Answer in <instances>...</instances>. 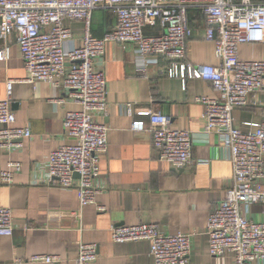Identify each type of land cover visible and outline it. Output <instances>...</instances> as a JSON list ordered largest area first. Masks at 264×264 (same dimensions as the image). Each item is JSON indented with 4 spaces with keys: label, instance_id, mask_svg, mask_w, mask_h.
<instances>
[{
    "label": "built area",
    "instance_id": "built-area-1",
    "mask_svg": "<svg viewBox=\"0 0 264 264\" xmlns=\"http://www.w3.org/2000/svg\"><path fill=\"white\" fill-rule=\"evenodd\" d=\"M96 9H108L117 17L116 27L103 37L91 32ZM200 11L206 20L207 40L215 45L219 65L194 63L187 57V42L193 35L189 13ZM68 20L84 23L81 46L69 44L72 30ZM161 26L157 33H147V26ZM17 34L27 76L6 81V97L0 99V148L12 150L31 138L30 126H18L12 109L16 81L46 82L62 87L79 106L69 110L64 119L67 136L74 139L52 151L43 166L48 183L77 190L81 206L97 203L103 188L96 184L101 173V155L108 149L109 126L98 121L106 115L108 82L104 69L95 61L105 55L107 45L117 42L135 47L137 68L145 73L151 63H163L164 75L208 81L221 98L201 95L206 133L215 132L227 147L233 165L232 185L226 197L210 212L207 235L212 257L230 256L233 264L264 262V221L250 214L253 203L264 201V120L246 123L250 130L235 124L234 109L245 106L250 94L264 91V58L245 60L239 46L264 39V1L260 0H0V37L8 42ZM7 43L0 49V61L9 59ZM133 116H147L149 123L133 118L134 131H150L152 145L160 159L174 168L194 162L192 131L173 128L168 115L153 108L136 110L124 106ZM22 162L11 160L1 172L4 183H12ZM76 173L79 176H76ZM35 178L34 183L41 181ZM100 210L104 207L98 205ZM11 207L0 203V236L14 233ZM114 242L147 240L154 264H190L192 234L163 231L158 223L112 225ZM98 256V244L80 242L78 255L71 264H91ZM28 260L52 263L59 255L36 254Z\"/></svg>",
    "mask_w": 264,
    "mask_h": 264
},
{
    "label": "crops",
    "instance_id": "crops-1",
    "mask_svg": "<svg viewBox=\"0 0 264 264\" xmlns=\"http://www.w3.org/2000/svg\"><path fill=\"white\" fill-rule=\"evenodd\" d=\"M264 1V0H260ZM193 35L187 42V57L194 63L219 65L215 45L205 37L206 20L197 10L189 13ZM72 30L69 44L81 46L84 23L66 21ZM117 25L115 13L96 9L91 32L103 37ZM161 26H147V33L161 32ZM7 43L10 57L0 61V99L6 97V81L27 76L24 60L13 32L8 42L0 37V49ZM239 57L245 60L264 58V39L239 46ZM139 59L133 45L126 48L117 42L107 45L105 55L95 64L105 71L109 106L98 121L109 126L108 149L101 155V173L96 184L103 188L97 203L81 206L77 190L41 180L50 155L59 145L72 142L64 130L67 111L79 106L68 92L40 81L34 84L16 81L12 109L18 126H30L31 138L10 151L0 148V203L11 207L14 233L0 236V264H71L79 243L98 244V256L91 264H154L147 240L114 242L112 225L158 223L163 231L192 234L190 264H233L230 256L212 257L209 251L207 225L210 212L226 197L232 185L233 165L227 147L217 133L204 131V106L196 100L209 95L221 98L211 84L201 78H181L163 74V63H151L145 73L137 68ZM132 103L136 110L153 108L170 118L173 128L192 131L194 162L185 168H174L160 159L153 149L150 131H134L133 118L149 123L147 116L128 115L124 106ZM235 124L250 130L246 124L264 120V91L250 94L245 106L234 109ZM11 160L22 162L10 184L1 180V172ZM40 177V182L34 183ZM98 205L103 206L100 210ZM250 216L264 221V201L251 205ZM59 255L52 263L32 262V255ZM252 264H264L257 261Z\"/></svg>",
    "mask_w": 264,
    "mask_h": 264
},
{
    "label": "water",
    "instance_id": "water-1",
    "mask_svg": "<svg viewBox=\"0 0 264 264\" xmlns=\"http://www.w3.org/2000/svg\"><path fill=\"white\" fill-rule=\"evenodd\" d=\"M76 176H79V174H78V173H76Z\"/></svg>",
    "mask_w": 264,
    "mask_h": 264
}]
</instances>
